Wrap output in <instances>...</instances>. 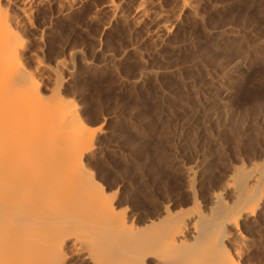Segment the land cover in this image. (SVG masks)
I'll use <instances>...</instances> for the list:
<instances>
[{"label": "bare ground", "instance_id": "1", "mask_svg": "<svg viewBox=\"0 0 264 264\" xmlns=\"http://www.w3.org/2000/svg\"><path fill=\"white\" fill-rule=\"evenodd\" d=\"M90 1L0 0V146L17 143L31 151L20 163L9 154L0 156V264H246L250 250L242 228L252 223L264 198V154L252 169L231 166L208 193L203 192L206 158L195 167L177 156L163 159L167 170L183 179L186 209L180 193L156 197L149 210L129 208L122 194L127 184L104 186L84 164L96 136L105 134L103 125L91 129L65 94L76 81L75 66L61 60L51 66L31 48L54 35V18L69 20ZM194 1L181 0L182 8L197 17ZM153 2L138 0L141 17ZM119 8L107 0L100 10L123 20ZM47 11L56 16L48 20ZM263 55L264 43L253 46L244 60ZM112 56L102 65L84 57L79 63L105 71L116 62ZM239 63L228 68L223 91L230 106L243 82ZM156 76L148 70L139 78Z\"/></svg>", "mask_w": 264, "mask_h": 264}, {"label": "rangeland", "instance_id": "2", "mask_svg": "<svg viewBox=\"0 0 264 264\" xmlns=\"http://www.w3.org/2000/svg\"><path fill=\"white\" fill-rule=\"evenodd\" d=\"M106 1L91 0L69 20L55 19L56 14L47 11L56 31L31 48L51 66L60 60L75 66L76 81L65 94L78 104L91 129L103 125L106 134L96 136L95 148L84 154V164L97 181L115 187L124 182L127 206L144 211L152 209L158 196L184 194L183 179L167 170L165 159L177 156L195 167L206 158L207 193L226 178L231 166L252 169L260 163L264 55L250 61L244 57L264 43V0H195L197 17L182 8L181 0H154L144 17L138 0H114L123 20H112L100 10ZM163 15H168L166 30ZM132 47L140 48L142 57ZM76 50L81 59L102 65L113 55L116 62L105 71L83 69L80 57L72 58ZM239 59L243 82L230 106L223 91L228 68ZM26 62L33 67L34 60ZM148 70L157 76L140 80ZM24 147L0 146V156L9 154L20 163L31 156ZM181 195L186 209L187 195ZM261 201L252 223L242 228L250 250L246 264H264V198Z\"/></svg>", "mask_w": 264, "mask_h": 264}]
</instances>
